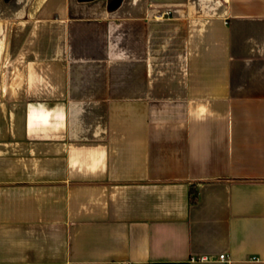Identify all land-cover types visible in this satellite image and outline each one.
Instances as JSON below:
<instances>
[{
	"label": "crops",
	"instance_id": "obj_1",
	"mask_svg": "<svg viewBox=\"0 0 264 264\" xmlns=\"http://www.w3.org/2000/svg\"><path fill=\"white\" fill-rule=\"evenodd\" d=\"M0 264H264V0H0Z\"/></svg>",
	"mask_w": 264,
	"mask_h": 264
},
{
	"label": "trees",
	"instance_id": "obj_2",
	"mask_svg": "<svg viewBox=\"0 0 264 264\" xmlns=\"http://www.w3.org/2000/svg\"><path fill=\"white\" fill-rule=\"evenodd\" d=\"M81 2H88L93 0H80ZM111 9H116L122 3L123 0H108Z\"/></svg>",
	"mask_w": 264,
	"mask_h": 264
},
{
	"label": "built area",
	"instance_id": "obj_3",
	"mask_svg": "<svg viewBox=\"0 0 264 264\" xmlns=\"http://www.w3.org/2000/svg\"><path fill=\"white\" fill-rule=\"evenodd\" d=\"M201 260H207V259H201ZM210 260H213V259H210ZM218 260L226 263V262H228V257L226 255H221V256H219Z\"/></svg>",
	"mask_w": 264,
	"mask_h": 264
}]
</instances>
